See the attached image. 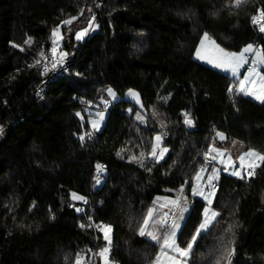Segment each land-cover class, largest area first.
Returning a JSON list of instances; mask_svg holds the SVG:
<instances>
[{"label":"trees","instance_id":"trees-1","mask_svg":"<svg viewBox=\"0 0 264 264\" xmlns=\"http://www.w3.org/2000/svg\"><path fill=\"white\" fill-rule=\"evenodd\" d=\"M260 7L264 0H0V264H75L87 247L106 245L103 231L82 227L88 219L112 227L115 264H153L160 244L141 226L158 195L182 187L192 202L178 234L187 247L206 207L192 184L216 134L264 155V101L195 51L205 33L228 52L264 49V32L252 23ZM90 20V33L76 41ZM58 26L68 70L44 102L33 97L40 67L29 65L51 47ZM107 86L121 96L138 90L146 122L120 99L103 128L81 139L89 128L78 113ZM153 108L166 122L161 162L148 158L160 132ZM73 193L95 210L81 212L84 200ZM263 195L264 160L253 176L223 173L212 200L218 216L188 264H264Z\"/></svg>","mask_w":264,"mask_h":264},{"label":"rangeland","instance_id":"rangeland-1","mask_svg":"<svg viewBox=\"0 0 264 264\" xmlns=\"http://www.w3.org/2000/svg\"><path fill=\"white\" fill-rule=\"evenodd\" d=\"M235 3H236V0H235ZM66 21H68V20H66ZM65 24L66 23H63V25H65ZM91 24H92V21L90 20L89 23L87 24V26H85L84 28H82L78 31V32L83 33L85 29H88V31L86 33H84L82 38H80V39H77V37L75 35L76 41H83V39H85L87 37V35L90 33V30H91ZM57 28H58V31L60 32V39H58L56 41L55 45L53 44V37L51 38V41H50L51 42L50 48L52 50L53 47H55L56 55H58L60 50L64 49V34H63L61 26H58ZM94 29H95V27H93L92 30H94ZM202 39L204 40V45H203L204 48H212L214 46L213 45L214 40L211 39L209 36H207V38H205V36H203L201 38V40ZM201 40H200V43H199L197 49L201 48ZM197 49L195 51V58L197 60H199L205 64H208L212 67L218 68L216 66V64L214 62H210L209 59L199 58L196 55ZM252 51L254 54V56H253L254 60L252 61V66L250 67V69H254V71L250 72L249 71L250 69L245 71L244 74H247L246 77L248 79L247 80H245V79L241 80L239 78L241 76L243 70L245 69V67L243 69H241L240 71H236L235 74L233 72H231L230 75L234 76L236 78V80L239 81V85H240L241 81L245 82L243 92H248L249 89H252L253 91H257L260 93L261 87H262V85H264V73H263L264 61H261V59L257 56V52H259L260 49H254L253 48ZM69 53L70 52H68V54ZM108 89H112V92L115 95L114 96L110 95L109 92L107 91ZM130 89L133 90L134 93H137L138 96H134V95L130 94V92H129ZM130 89H128L125 92V94L121 96L117 93V91L114 88L107 86L101 91V93H100L99 97L96 99V101L88 102L87 105H85V109L83 111H79V113H78L79 117L83 121H85V122L87 121L88 128H89V133H84L81 135V137H83V139H86L90 134L96 133L103 128V126L106 122V118H107L108 111H109L108 109H109L110 105L112 103L120 100V99L130 100L133 103V109L135 108V118L137 119V115L139 114L142 117V119H137L138 122H141V123L146 122L147 116H146V113L144 111V106H143L141 94L136 89H133V88H130ZM151 112H152L151 116L158 123L160 132L155 133L153 136L152 152H153V148L155 147L156 155L153 156V155L149 154L148 158L153 159L155 162H161L166 158V156L168 155V152H169V148L167 146H165V144H164V136H163L162 131H161L166 127V122H165L164 115L161 112H159L156 108H153ZM98 113H103V119H100V117L97 115ZM93 120H96L99 122L98 128H93L92 123H91V121H93ZM219 134L220 133H217L215 138L212 139V141L209 145V148H208V152L210 153L211 157L213 158L214 163L213 164H207L208 166H210V168L207 165H204V167H201L198 170V172L194 178L193 184H192V189H193V187H195L197 189L196 193H193V191H192L193 196L198 197V198L202 199L203 201H205L206 202L205 208H208V210H209L207 216L205 215V213L203 211V219H202L201 223H204L205 220H207L208 223L206 224V227L204 229H200L199 232L198 231L196 232V234H195L196 239L198 238V236L202 232H205L213 224V222L216 220V218L218 216V212L212 207V200L213 199H211L209 197L208 185L210 183H212L213 181H216L217 179H219L223 173L227 174V175L234 176V177H238V178H242L244 175L246 177H249V176H251V175H249V172L256 170L262 163V160L259 159L258 157L245 155L246 153H248L250 151H254L256 153L261 154L259 151L255 150V149H244V147L242 146V144L240 142L235 141V140H231V139H227L224 134H223V138H221V136ZM157 136L161 137V139L159 141L156 140ZM161 153H163V155H161ZM241 157H244L243 163L241 162ZM145 162H146V158L143 159L141 164L144 165ZM249 163L254 165V167L249 168L248 167ZM234 172H239L240 176L233 175ZM209 177H211V179H209ZM201 192L203 193V195H200ZM206 197H207V199H206ZM263 197H264V195H263ZM173 201H178V203L174 204ZM191 206H192V202H191L190 198L186 195V191L183 189V187L177 191H173V193H171V194L158 195L154 199V201L152 202V204L150 206V209L153 210L152 216L149 219V224L147 225V227L145 229L144 236L149 238L153 242L160 244V248H159L158 253H157V255L153 261V264H168L167 257H169V256L180 261V264H188V259L190 257V254H191V251L193 249V246H194L196 239H195V241H192V240L190 241V242H192V247L188 251L187 255H183V256L180 255L179 253H177L174 249L166 247L164 245V239L166 237H169L170 234L173 232V225L175 224V225H177V227L175 228L176 242L180 248H187V247H182L180 245V243L178 242V234L182 228V225H183L185 219L187 218V216L190 212ZM174 207H178L176 218L171 225H168L167 224V216H168L169 212ZM212 213H216L217 215H215L213 217ZM147 215H148V213H147ZM104 230H105V228H104ZM104 230H103V234H104ZM107 231H108L109 239L106 240L104 237V239L106 241V245H104L102 247V249L107 248L108 251L104 254V256H102L100 253L99 257L101 258V264H105V258L107 259L108 264H115L114 261L111 260L110 253H109V249L111 246L110 243L112 241V232H113L112 227L107 226ZM148 233H152L154 236L157 237V239L153 240L151 238V236L148 235ZM101 250H100V252H101ZM81 255L82 254H80L76 258L75 264H77V261H79V264H81V258H80Z\"/></svg>","mask_w":264,"mask_h":264},{"label":"snow or ice","instance_id":"snow-or-ice-1","mask_svg":"<svg viewBox=\"0 0 264 264\" xmlns=\"http://www.w3.org/2000/svg\"><path fill=\"white\" fill-rule=\"evenodd\" d=\"M241 0H236V3H240ZM260 17L262 19H264V10H260ZM72 19H75V17H73ZM255 17L253 18V20L255 21ZM63 23H66V24H70L71 23V20H68V21H65ZM88 31V29H85L84 32H77L76 33V37L77 39H80L82 38L83 34L86 33ZM260 31L264 32V25L261 26L260 28ZM205 38H207L208 34L205 33L204 34ZM52 37H53V44L55 45L56 41L58 39H60V32L58 31V28H54L53 31H52ZM204 45V40L202 39L201 40V48L200 49H197V52H196V55L201 58V59H209L210 62H214L216 64L217 67H220V68H224V69H231V71L235 74L236 71L241 67L242 64L246 63V57H245V53L247 52H250L252 51L253 49V45H247L242 52L240 53H235V52H228V51H225L224 49L220 48L219 45H214V42H213V47L212 48H204L203 47ZM52 52L55 54L56 52V49L55 47H53L52 49ZM41 57H44V53L41 52L39 54ZM67 54L66 53H61L60 54V63L63 62V57L66 56ZM257 56L261 59V61H264V49H261V51L257 52ZM42 61L41 60H37L35 62L34 65H29V67H33V66H36V65H39ZM55 63L53 64V67H55ZM45 70H47V67L45 65ZM254 69H250V72H253ZM248 78L245 77V80H247ZM244 81H241L240 82V91H244ZM109 92L110 95H115L113 92H112V89H108L107 90ZM229 91H232V89L230 88ZM130 94L134 95V96H138L137 93H134L133 90H129ZM249 92H251V90H249ZM252 94H255V93H252ZM256 98L258 100H261V101H264V85H262L261 87V91H260V94L256 96ZM100 119H103V113H98L97 114ZM137 119H142V117L138 114L137 115ZM186 123L188 124H191L192 121L187 119L185 120ZM92 123V126L93 128H98L99 127V122L96 121V120H93L91 121ZM221 136V138H223V134L220 133L219 134ZM81 139H83V137H81ZM161 139V137L157 136L156 137V140L159 141ZM152 155L155 156L156 155V149L155 147L153 148V152H152ZM161 155H163V153H161ZM246 156H253V157H258L259 159L261 160H264V155H261L259 153H256L254 151H250L248 153L245 154ZM243 160H244V157H241V162L243 163ZM102 166L100 165H97V168L100 169ZM249 168H252L254 167V165H252L251 163H249L248 165ZM252 173L249 172V175H251ZM233 175H236V176H240V173L239 172H234ZM209 179H211V177H209ZM97 183H99V180H97ZM193 193H196L197 192V189L195 187H193L192 189ZM200 195H203V193L201 192ZM73 198L74 199H78V200H85V197L83 196H77L75 193L72 194ZM207 199V197H206ZM210 202V201H209ZM174 204H177L178 201H173ZM77 211H80V209H77ZM152 209H149L148 210V215L145 217L144 221H143V225L141 226V229H140V234L141 235H144L145 233V229L147 227V225L149 224V219L151 218L152 216ZM208 208H205L204 209V213L205 215L207 216L208 214ZM213 217L215 215H217L216 213H212ZM208 223L207 220H205L204 223H201L199 228L197 229V231L199 232L200 229H204L206 227V224ZM177 227V225H173V232L170 234L169 237H166L164 239V245L168 248H171V249H174L177 253H179L180 255H187L188 251L191 249L192 247V242H189L188 245H187V248H180L179 245L177 244L176 242V239H175V228ZM149 236H151V238L153 240H156L157 237L154 236L152 233H148ZM104 237L106 240L109 239L108 237V231H107V226L105 227V230H104ZM196 239V236L194 235L192 237V241H195ZM108 251L107 248L105 249H102L101 250V255L104 256V254ZM167 262L168 264H180V261L174 259L173 257L169 256L167 257ZM77 264H79V261H77ZM105 264H108L107 262V259L105 258Z\"/></svg>","mask_w":264,"mask_h":264},{"label":"built area","instance_id":"built-area-1","mask_svg":"<svg viewBox=\"0 0 264 264\" xmlns=\"http://www.w3.org/2000/svg\"><path fill=\"white\" fill-rule=\"evenodd\" d=\"M260 10H264L263 8H258V10L256 11V13L253 15V18L255 17V21L252 18V23L254 24V26L260 31V28L262 25H264V19H262L260 17ZM95 17V16H94ZM92 28V25H91ZM88 36V35H87ZM86 39V38H85ZM83 39V41L85 40ZM253 51L247 52L245 53V57L247 59V62L245 63V70H249L250 67L252 66V59H253ZM42 62L38 65L40 67V73H41V80L40 82L36 85L34 92H33V97H35L37 100L40 101H46V93L48 91L49 86L51 85V83L53 81H55L56 79H58L59 77H61L62 75H64L65 72H67L68 70V64H64L60 67H58V55H56V53L54 54L51 50V48H49L46 52H44V57H40V59ZM55 63V67H53V64ZM34 65V64H33ZM45 65L47 67V70H45ZM163 136H166V132H162ZM203 159L207 164H212L214 162L213 158L211 157L210 153L204 152L203 153ZM251 176L256 174V170L251 172ZM103 178V170L102 169H98L95 172L94 175V180H102ZM220 179V178H219ZM219 179H217L216 181H213L212 183H210L208 185L209 190H208V194L209 197L211 199H213L215 192L219 189ZM96 208V205L92 202V200L88 197H85L84 200V205L81 208V212H84L86 209H90V211H94ZM178 211V207H174L168 214L167 216V224L171 225L175 218H176V214ZM107 226L106 223L101 222V223H95L93 221H91L90 219H88L87 223L83 224L82 227L83 228H97L98 230H100L101 232L104 230V228ZM100 250H97L93 247H87L86 251L84 253H82L81 255V264H89L90 261L92 260H96L99 255H100ZM113 248L112 246H110L109 249V253L111 254Z\"/></svg>","mask_w":264,"mask_h":264},{"label":"crops","instance_id":"crops-1","mask_svg":"<svg viewBox=\"0 0 264 264\" xmlns=\"http://www.w3.org/2000/svg\"><path fill=\"white\" fill-rule=\"evenodd\" d=\"M214 45H217V43L214 41ZM253 60H254V57H253ZM252 60V61H253ZM246 62H247V60H246ZM245 67V63L244 64H242L241 65V67L237 70V71H240L241 69H243ZM219 69H221L224 73H226L227 75H230L231 74V69H224V68H220V67H218ZM245 69L243 70V72H242V74H241V76L239 77L241 80H244L245 79V77H246V75L247 74H244L245 73ZM250 71V70H249ZM231 77H233L234 79H236L234 76H232V75H230ZM239 79V80H240ZM251 80V79H250ZM239 88H240V85H239ZM249 90H251V92H245L246 93V95L247 96H249V97H251V98H253V99H255L256 101H259V102H262L261 100H258L257 98H256V96L257 95H259L260 93L259 92H257V91H253L252 89H249ZM252 93H255V94H252ZM150 155H152V153H150Z\"/></svg>","mask_w":264,"mask_h":264},{"label":"water","instance_id":"water-1","mask_svg":"<svg viewBox=\"0 0 264 264\" xmlns=\"http://www.w3.org/2000/svg\"><path fill=\"white\" fill-rule=\"evenodd\" d=\"M61 53H66V54H67L66 56L63 57V62H62V63L59 62L60 59H61V57H60V54H61ZM68 58H69L68 51H67L66 49H62V50H60L59 53H58V65H57V66L60 67V66H62V65H64V64H66L67 61H68Z\"/></svg>","mask_w":264,"mask_h":264}]
</instances>
